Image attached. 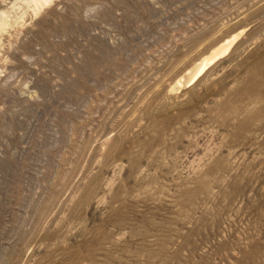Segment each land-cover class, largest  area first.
Wrapping results in <instances>:
<instances>
[{"label":"rangeland","instance_id":"1","mask_svg":"<svg viewBox=\"0 0 264 264\" xmlns=\"http://www.w3.org/2000/svg\"><path fill=\"white\" fill-rule=\"evenodd\" d=\"M0 264H264V0H0Z\"/></svg>","mask_w":264,"mask_h":264},{"label":"bare ground","instance_id":"2","mask_svg":"<svg viewBox=\"0 0 264 264\" xmlns=\"http://www.w3.org/2000/svg\"><path fill=\"white\" fill-rule=\"evenodd\" d=\"M239 35H233L224 39L220 44L215 46L209 54L202 57L198 62L191 67L187 75L182 76L176 84V88H180L184 85H191L195 83L200 76L204 74V72L219 58L227 54L233 45L234 41L237 39Z\"/></svg>","mask_w":264,"mask_h":264}]
</instances>
